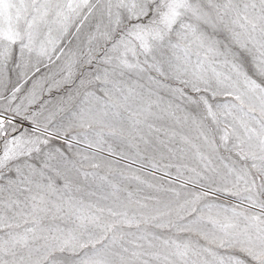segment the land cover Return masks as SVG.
I'll use <instances>...</instances> for the list:
<instances>
[{"label": "snow or ice", "instance_id": "1", "mask_svg": "<svg viewBox=\"0 0 264 264\" xmlns=\"http://www.w3.org/2000/svg\"><path fill=\"white\" fill-rule=\"evenodd\" d=\"M0 264H264V0H0Z\"/></svg>", "mask_w": 264, "mask_h": 264}]
</instances>
